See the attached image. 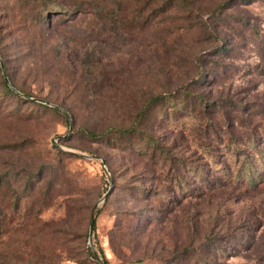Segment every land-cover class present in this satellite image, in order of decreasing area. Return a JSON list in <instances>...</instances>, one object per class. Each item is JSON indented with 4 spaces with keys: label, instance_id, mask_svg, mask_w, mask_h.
Segmentation results:
<instances>
[{
    "label": "rangeland",
    "instance_id": "1",
    "mask_svg": "<svg viewBox=\"0 0 264 264\" xmlns=\"http://www.w3.org/2000/svg\"><path fill=\"white\" fill-rule=\"evenodd\" d=\"M2 4L0 58L6 75L5 64L31 96L9 85L29 102L4 94L0 82V176L32 175L62 158L93 207L110 187L97 204L92 233L93 248L107 264H198V254H207L208 264H259L241 232L231 239L235 234L225 229L214 231L216 246L202 238L205 216L191 200V174L182 188L166 182L165 173L157 180L145 174V159L128 157L110 140L83 130L128 125L143 108L140 127L191 166L198 96L208 98L211 108L227 97L264 103V0H190V8L163 10L157 23L142 30L113 29L105 19L81 12L45 32L5 20ZM156 95L158 102L152 100ZM52 142L68 155L57 153ZM192 161L203 164L197 157ZM242 206L223 205L224 222L234 215L227 210L237 213ZM60 214V208L48 209L42 217ZM81 232L74 242L78 259L48 255L46 264H98L94 254H80Z\"/></svg>",
    "mask_w": 264,
    "mask_h": 264
},
{
    "label": "trees",
    "instance_id": "2",
    "mask_svg": "<svg viewBox=\"0 0 264 264\" xmlns=\"http://www.w3.org/2000/svg\"><path fill=\"white\" fill-rule=\"evenodd\" d=\"M2 2L5 20L11 22L17 19L14 24L20 23L28 29L38 27L42 32L52 28L54 22L69 21L81 12L105 19L113 29L138 27L142 30L157 23V17L163 10H171L174 6L190 8V0ZM5 68L11 85L31 96L28 91L15 84L6 64ZM0 78L4 94L29 102L8 86L3 74ZM160 98V95H156L152 100L158 102ZM220 100V103L212 105L211 108L208 98L197 97L193 113L199 120L191 126V166L174 153V150L172 152L170 145L159 142L140 127L145 113L143 108L128 125L111 124L97 133L87 128L83 131L92 138L110 140L112 145L120 148L128 157V153H132L141 157L139 161L145 159V174L150 171L157 180L165 173L166 182L182 188L185 175L191 174V200L198 201L197 204L203 209L201 213L205 216L203 221L206 225L202 229V238L210 246H216L214 231L225 229L232 236L241 232L243 236L247 235V248L251 250L256 261L264 264V197L255 199L260 195L264 196V103L245 101L243 105L237 99L229 97ZM52 109L59 112L57 108ZM52 146L57 153H63L54 142ZM194 157L201 159L205 167L203 164H195L192 161ZM47 163L49 165L43 166L32 175L15 172L17 177L13 179H10L12 175L9 178L0 176L1 264H10L13 261L19 264H46L48 255H53V258L55 255H64L70 261L78 259L75 257V250L79 245L74 243L78 238L75 235L77 230H82L83 237L80 254L84 259L93 256L86 244L87 226L93 211L94 235L99 206L94 208L93 201L86 200L87 194L77 186L76 175L68 171L62 158L51 159ZM136 192L141 193V188L137 187ZM58 197L61 200L56 203ZM230 201L242 202L243 206L237 213L227 210L228 214L232 212L234 215L224 222L220 208ZM57 208L61 210L59 216L54 219L42 217L48 209ZM129 210L130 208L125 212ZM192 229L201 231L197 226H192ZM234 238L236 234L231 239ZM243 245L242 243L241 246ZM215 248L219 252L223 249L220 246ZM150 259L158 260L152 257ZM101 260L103 264H107L106 259ZM195 261L198 264H208V255L198 254Z\"/></svg>",
    "mask_w": 264,
    "mask_h": 264
},
{
    "label": "water",
    "instance_id": "3",
    "mask_svg": "<svg viewBox=\"0 0 264 264\" xmlns=\"http://www.w3.org/2000/svg\"><path fill=\"white\" fill-rule=\"evenodd\" d=\"M0 66H1V69H2V73H3V76H4V79L5 81L7 82V84L12 88V89H15L9 82V79L5 73V70H4V66H3V62L0 58ZM101 162L103 164V167H104V170L108 173L107 171V168L105 166V162L103 159H101ZM110 191H111V188L109 187V189L107 190V192L95 203L94 205V208L97 206V204L103 200H105V198L107 197V195L110 194ZM93 208V209H94ZM93 224H94V218H93V211L91 212V215H90V222H89V229H88V242L90 244V247L92 248L93 250V254L95 256V259L97 261L98 264H103L102 260H101V257L97 254V252L94 250L93 248V243H92V233H93Z\"/></svg>",
    "mask_w": 264,
    "mask_h": 264
}]
</instances>
